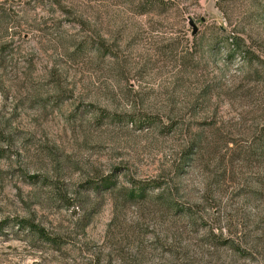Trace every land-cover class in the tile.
<instances>
[{
  "label": "rangeland",
  "instance_id": "1",
  "mask_svg": "<svg viewBox=\"0 0 264 264\" xmlns=\"http://www.w3.org/2000/svg\"><path fill=\"white\" fill-rule=\"evenodd\" d=\"M0 264H264V0H0Z\"/></svg>",
  "mask_w": 264,
  "mask_h": 264
},
{
  "label": "water",
  "instance_id": "2",
  "mask_svg": "<svg viewBox=\"0 0 264 264\" xmlns=\"http://www.w3.org/2000/svg\"><path fill=\"white\" fill-rule=\"evenodd\" d=\"M190 24L192 25V34H194L196 32V26L194 25L192 20H189Z\"/></svg>",
  "mask_w": 264,
  "mask_h": 264
},
{
  "label": "trees",
  "instance_id": "3",
  "mask_svg": "<svg viewBox=\"0 0 264 264\" xmlns=\"http://www.w3.org/2000/svg\"><path fill=\"white\" fill-rule=\"evenodd\" d=\"M36 228V227H35ZM42 231V230H41Z\"/></svg>",
  "mask_w": 264,
  "mask_h": 264
}]
</instances>
